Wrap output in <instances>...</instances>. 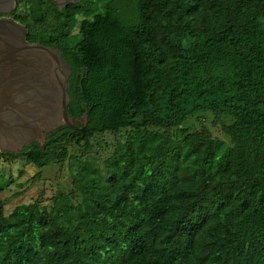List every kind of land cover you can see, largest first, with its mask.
<instances>
[{
	"label": "trees",
	"instance_id": "obj_1",
	"mask_svg": "<svg viewBox=\"0 0 264 264\" xmlns=\"http://www.w3.org/2000/svg\"><path fill=\"white\" fill-rule=\"evenodd\" d=\"M12 16L70 65L68 115L88 113L0 165L63 163L71 143L102 162L77 159L49 204L6 215L0 196V264H264V0H16ZM207 114L226 139L195 126Z\"/></svg>",
	"mask_w": 264,
	"mask_h": 264
},
{
	"label": "water",
	"instance_id": "obj_2",
	"mask_svg": "<svg viewBox=\"0 0 264 264\" xmlns=\"http://www.w3.org/2000/svg\"><path fill=\"white\" fill-rule=\"evenodd\" d=\"M58 9L79 0H48ZM16 0H0V151L17 154L31 142L67 125L82 128L67 113L70 65L58 48L29 42L11 12ZM9 14V15H6Z\"/></svg>",
	"mask_w": 264,
	"mask_h": 264
},
{
	"label": "rangeland",
	"instance_id": "obj_3",
	"mask_svg": "<svg viewBox=\"0 0 264 264\" xmlns=\"http://www.w3.org/2000/svg\"><path fill=\"white\" fill-rule=\"evenodd\" d=\"M46 25L49 26L50 22ZM71 30L73 33L77 31V21ZM80 119L76 120L75 124L81 123ZM200 125L206 126L213 137L226 139L213 115L207 114L199 123H195L196 127ZM68 152L70 158L65 162L48 164L40 169L31 163H26L22 158L11 163H1L0 181L3 180L5 185L0 196L4 214H9L17 205L28 204L35 199H42L43 203L49 204L48 198L56 191L69 192L73 189L71 180L72 173L77 168L75 164L77 159L88 162L89 165L101 167L102 160L97 153H84L74 143L68 146ZM38 171L40 177L31 179Z\"/></svg>",
	"mask_w": 264,
	"mask_h": 264
},
{
	"label": "flooded vegetation",
	"instance_id": "obj_4",
	"mask_svg": "<svg viewBox=\"0 0 264 264\" xmlns=\"http://www.w3.org/2000/svg\"><path fill=\"white\" fill-rule=\"evenodd\" d=\"M72 1H74V0H72ZM70 3H72V2L67 3V4L64 5L63 7L67 6V5L70 4ZM63 7H62V8H63ZM15 8H16V5H15ZM15 8H14V9H15ZM14 9L12 10V12L14 11ZM12 12H11V15H12ZM6 15H9V14H6ZM0 16H1V14H0Z\"/></svg>",
	"mask_w": 264,
	"mask_h": 264
}]
</instances>
